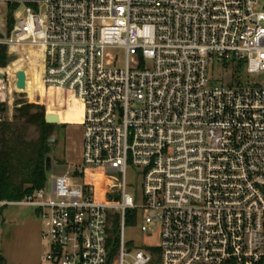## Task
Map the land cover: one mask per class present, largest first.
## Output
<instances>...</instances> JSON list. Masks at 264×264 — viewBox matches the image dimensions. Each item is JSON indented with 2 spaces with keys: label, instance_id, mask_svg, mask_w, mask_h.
<instances>
[{
  "label": "built area",
  "instance_id": "built-area-1",
  "mask_svg": "<svg viewBox=\"0 0 264 264\" xmlns=\"http://www.w3.org/2000/svg\"><path fill=\"white\" fill-rule=\"evenodd\" d=\"M0 4V46L40 52L45 90L82 109L81 167L0 203L36 210L41 264H264V0ZM143 210L160 244L132 251Z\"/></svg>",
  "mask_w": 264,
  "mask_h": 264
},
{
  "label": "rangeland",
  "instance_id": "rangeland-1",
  "mask_svg": "<svg viewBox=\"0 0 264 264\" xmlns=\"http://www.w3.org/2000/svg\"><path fill=\"white\" fill-rule=\"evenodd\" d=\"M25 7V5L16 6L15 21L22 18ZM0 19L3 23L12 21L8 16L5 4H0ZM30 50L37 51L31 48H21L14 52L7 48L9 63L7 67L0 68L6 74L3 82V105L8 109V103L11 101L14 105V115L15 110L22 103L43 105L46 106L47 110L52 107L56 108L60 116L65 119L64 123L56 124L58 126L55 133L56 141L52 145L50 154L51 169L47 171L49 184L52 177L66 174L77 167H81L84 151V127L79 122L78 111L80 107L75 108L72 100L68 99L62 92L45 90L42 83L43 72L41 77L39 76V72L42 70L41 58L36 60L32 56L30 58L25 57L23 68L20 70L25 69L27 73V68L30 69V73H27V92L16 91L14 78L17 73L12 77L8 74L7 68L12 62L21 59V53L29 55ZM220 64L214 66L218 74L222 73ZM37 135V131L31 128L28 133L29 138L35 139ZM128 182L129 193L140 200L142 194L139 183L131 173L128 175ZM0 208V255L6 258L5 264H41L46 246L42 239V222L36 210L25 205H5ZM147 213V210L141 211L137 222L125 227L127 248L132 251L158 247L160 244V230L157 224L154 225L155 230L153 232L148 233L141 230V224Z\"/></svg>",
  "mask_w": 264,
  "mask_h": 264
},
{
  "label": "trees",
  "instance_id": "trees-1",
  "mask_svg": "<svg viewBox=\"0 0 264 264\" xmlns=\"http://www.w3.org/2000/svg\"><path fill=\"white\" fill-rule=\"evenodd\" d=\"M28 54L21 53V59L9 65L7 72L10 76L14 77L23 68L26 56L28 58L32 56L36 60L41 58V53L37 51L30 50ZM8 63L7 47L0 46V68L7 67ZM41 67L40 77L43 72L42 64ZM27 73H30L29 68ZM0 110L5 111L6 107L0 104ZM46 111V106L22 103L15 110L12 121L0 122V203L20 202L46 186L47 160L52 150L49 139L58 129L56 124L47 122ZM31 128L38 133L35 139L28 136ZM117 230L118 225L115 222L113 227L115 242ZM0 264H5L2 256Z\"/></svg>",
  "mask_w": 264,
  "mask_h": 264
},
{
  "label": "water",
  "instance_id": "water-1",
  "mask_svg": "<svg viewBox=\"0 0 264 264\" xmlns=\"http://www.w3.org/2000/svg\"><path fill=\"white\" fill-rule=\"evenodd\" d=\"M3 36L0 35V38ZM0 77H4V74L0 72ZM16 88L21 91H25L27 89V73L25 70H19L16 74ZM52 111L56 112L55 109H52ZM48 114L46 116V120L48 123L51 124H61L59 122V117L56 114H49L50 109H48ZM56 133V132H55ZM55 133L50 137L49 142L51 145L56 141ZM51 169V158L49 157L47 160V171Z\"/></svg>",
  "mask_w": 264,
  "mask_h": 264
},
{
  "label": "bare ground",
  "instance_id": "bare-ground-1",
  "mask_svg": "<svg viewBox=\"0 0 264 264\" xmlns=\"http://www.w3.org/2000/svg\"><path fill=\"white\" fill-rule=\"evenodd\" d=\"M23 70H25V69H23ZM25 71H26V70H25ZM26 90H27V89H26ZM26 90H25V91H26ZM49 109H50L49 114H56V115L59 117V122L64 123L65 119H64L63 117L60 116V114H59V112H58V110H57L56 108L49 107ZM52 109H55L56 112L52 111ZM81 113H82V109L80 108L79 111H78L79 119H80Z\"/></svg>",
  "mask_w": 264,
  "mask_h": 264
},
{
  "label": "crops",
  "instance_id": "crops-1",
  "mask_svg": "<svg viewBox=\"0 0 264 264\" xmlns=\"http://www.w3.org/2000/svg\"><path fill=\"white\" fill-rule=\"evenodd\" d=\"M8 205H17V204H8ZM2 256V255H0ZM4 259H5V262H6V258L4 256H2Z\"/></svg>",
  "mask_w": 264,
  "mask_h": 264
},
{
  "label": "flooded vegetation",
  "instance_id": "flooded-vegetation-1",
  "mask_svg": "<svg viewBox=\"0 0 264 264\" xmlns=\"http://www.w3.org/2000/svg\"><path fill=\"white\" fill-rule=\"evenodd\" d=\"M65 122V121H64Z\"/></svg>",
  "mask_w": 264,
  "mask_h": 264
}]
</instances>
